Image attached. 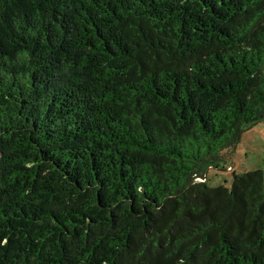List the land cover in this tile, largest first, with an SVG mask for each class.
<instances>
[{
	"label": "trees",
	"instance_id": "trees-1",
	"mask_svg": "<svg viewBox=\"0 0 264 264\" xmlns=\"http://www.w3.org/2000/svg\"><path fill=\"white\" fill-rule=\"evenodd\" d=\"M263 119L264 0H0V264H264Z\"/></svg>",
	"mask_w": 264,
	"mask_h": 264
},
{
	"label": "rangeland",
	"instance_id": "rangeland-1",
	"mask_svg": "<svg viewBox=\"0 0 264 264\" xmlns=\"http://www.w3.org/2000/svg\"><path fill=\"white\" fill-rule=\"evenodd\" d=\"M224 153L220 166H210L203 178L211 185L231 187L235 174L253 169L264 170V119L246 128L237 143Z\"/></svg>",
	"mask_w": 264,
	"mask_h": 264
}]
</instances>
